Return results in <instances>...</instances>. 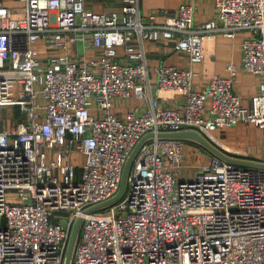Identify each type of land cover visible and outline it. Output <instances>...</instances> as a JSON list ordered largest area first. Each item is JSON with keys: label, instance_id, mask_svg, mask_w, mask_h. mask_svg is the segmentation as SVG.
Listing matches in <instances>:
<instances>
[{"label": "built area", "instance_id": "2783aa9c", "mask_svg": "<svg viewBox=\"0 0 264 264\" xmlns=\"http://www.w3.org/2000/svg\"><path fill=\"white\" fill-rule=\"evenodd\" d=\"M19 1L20 16L0 6V108L20 115L0 129V264H64L79 218L69 264H264V164L215 156L182 180L184 140L160 135L237 123L264 135V0H214V17L198 24L188 3L157 23L167 10L143 13L140 0L102 12L83 0ZM239 30L248 31L242 69L259 77L248 107L233 63L194 90L191 68L146 61L144 41L172 40L193 65L204 39ZM77 43L96 57L56 52ZM161 90L184 101L170 106L155 97ZM130 96L146 107L111 111ZM138 144L125 193L90 211L118 192Z\"/></svg>", "mask_w": 264, "mask_h": 264}, {"label": "crops", "instance_id": "0c3cea01", "mask_svg": "<svg viewBox=\"0 0 264 264\" xmlns=\"http://www.w3.org/2000/svg\"><path fill=\"white\" fill-rule=\"evenodd\" d=\"M83 2L87 9L94 12L116 9L124 4V0H83ZM180 3L194 5L195 24L208 21L215 15L214 0H140L139 6L140 11L143 13L167 10V13H159L155 17V21L159 23L163 21L166 14L172 15ZM0 6L9 7L13 10L15 16H20L23 3L19 0H0ZM247 34V30H239L235 32L234 36L225 37L221 31H216L212 39L202 41L204 56L201 62L193 65L189 63L186 53L174 49L172 40L160 43L144 41L146 61L151 69L160 64H168L177 68H191L195 73L192 78V88L194 90L204 87L213 77L226 75L227 66L233 63L237 67L236 78L233 83L234 92L240 96L243 105L248 107L251 105L252 97L256 95L259 77L242 69V40ZM36 47L42 53H45L46 50L43 44L38 42ZM56 52L60 54L68 53L72 56L79 55L88 60L95 58L98 53L97 48L92 46L83 47L80 43L66 50H56ZM118 52L121 53V49ZM150 77L153 80L155 74L151 72ZM154 95L159 99H164L170 106H179L184 101L182 93L173 90L154 91ZM145 107L146 103L130 96L125 102L116 100L111 107V111L119 116H124L129 110L142 111ZM16 108V105H11L6 109L0 108V110L6 111L5 116H0V129L5 130L13 121L19 120V113L15 115ZM202 136L211 147L227 159L252 162V164L259 165L264 164V135L262 130L253 123L248 125L237 123L232 127L218 129L208 135L202 134ZM183 140L185 141L183 155L192 158V164L201 166L200 168L209 167L212 157H220L211 148L198 141L188 138H183Z\"/></svg>", "mask_w": 264, "mask_h": 264}, {"label": "water", "instance_id": "95a60500", "mask_svg": "<svg viewBox=\"0 0 264 264\" xmlns=\"http://www.w3.org/2000/svg\"><path fill=\"white\" fill-rule=\"evenodd\" d=\"M161 136H169V137H175V138H188V139H192V140H195L196 142L198 141L199 143L205 145L206 147H209L211 148L214 152H216L220 157L224 158L225 160L227 161H230V162H238V163H241V164H245V165H250L252 164V162L248 163V162H243V161H240V160H232V159H227L224 155H222L219 151H217L216 149H214L213 147H211L209 145V143L207 142V140L202 136V134H200L199 132H196V131H191V130H183V131H180V132H174V133H164L162 132V134H160ZM139 144L136 146V148L134 149V152L131 154V156L129 157L128 161L126 162L125 164V168H124V171H123V174H122V178H121V182H120V188L118 190V192L109 200L105 201V202H102V203H99V204H96L94 207L90 208L89 210H95L97 208H100L102 206H105V205H108V204H111L113 201H115L116 199H118L123 190H124V182H125V177H126V174H127V171L129 169V163L134 155V153L136 152V149L138 148ZM252 165H259V164H252ZM262 165V164H260ZM77 224L75 225L73 231H72V234H71V239H70V242L68 244V247L66 249V252H65V260H64V264H69L70 262V258H71V252H72V249H73V246H74V243L76 241V236H77V232H78V228H79V224H80V218L77 220Z\"/></svg>", "mask_w": 264, "mask_h": 264}, {"label": "rangeland", "instance_id": "374dc122", "mask_svg": "<svg viewBox=\"0 0 264 264\" xmlns=\"http://www.w3.org/2000/svg\"><path fill=\"white\" fill-rule=\"evenodd\" d=\"M18 111H19L18 108H16L15 115H18V113H19ZM5 114H6V111L0 110V116H5ZM183 157H185V158H183V161L181 162V165H180L181 166L180 167V172H179L180 179H182V180H191L196 174H198L201 171H204L206 169V167L205 168H200L201 166H196V165L192 164V162H193L192 158L186 157V155H183ZM80 158H81V156L79 154H76V155L73 156V159H74V162H75L74 165L76 167L79 166V164H80V162L82 160V159L80 160ZM77 169L80 171L79 168H77ZM125 185H126V187L124 189L123 194L125 193V190L127 188V184L126 183H125ZM72 252H73V249H72ZM72 252H71V255H70L71 257H73Z\"/></svg>", "mask_w": 264, "mask_h": 264}, {"label": "trees", "instance_id": "16d2710c", "mask_svg": "<svg viewBox=\"0 0 264 264\" xmlns=\"http://www.w3.org/2000/svg\"><path fill=\"white\" fill-rule=\"evenodd\" d=\"M185 142V141H184Z\"/></svg>", "mask_w": 264, "mask_h": 264}]
</instances>
